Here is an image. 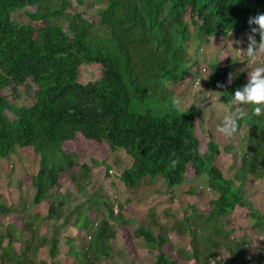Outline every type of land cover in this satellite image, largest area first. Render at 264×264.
<instances>
[{
  "label": "trees",
  "instance_id": "obj_1",
  "mask_svg": "<svg viewBox=\"0 0 264 264\" xmlns=\"http://www.w3.org/2000/svg\"><path fill=\"white\" fill-rule=\"evenodd\" d=\"M76 3L84 5L83 0ZM87 4L97 9L100 25L110 30L109 38L95 34L93 18L75 10L72 0H0V162L28 147L40 156L39 169L31 176L33 199L21 197L8 205L0 196V264H114L117 226L128 229L130 223L124 207L115 213L99 192H93L64 214L65 202L58 192L52 193L60 187L63 173L80 193L92 182L94 162L79 164L76 153L62 148L79 135L105 143L111 152L123 150L131 158L120 180L132 192L146 179L164 178L169 190L183 185L189 167L196 177L206 175L209 188L216 192L204 211L189 200L180 218L172 210L164 214L165 221L156 209L147 213L149 224L140 225L133 235L155 258L150 264H264V247L251 249L254 236L264 241V213L251 206L244 190L249 178L264 180V113L251 118L252 132L243 138L240 163L234 177L226 178L215 166L221 150L212 134L206 149H200L198 108L163 116L131 110L134 100L152 99L158 89L161 97L171 92L166 83L183 82L197 65L192 26L198 43L209 35L224 39L246 35L249 18L264 14V0H91ZM30 7L41 11L27 13L28 23L13 18L14 12ZM36 21L43 24L35 27ZM256 39L259 42L258 35ZM212 62L207 86L230 100L235 85H242L228 83L234 63ZM95 64L101 67V77L81 83L79 67ZM25 86L34 89V103L17 107V90ZM6 111L15 119L10 120ZM245 118L239 121L237 133L246 125ZM173 159L179 161L176 167L170 166ZM185 194L193 198L194 188H187ZM45 201H50L47 214L33 212ZM102 206L107 214L99 218ZM236 208L247 210L251 233L230 226ZM10 214L17 215L19 223L5 224L3 218ZM57 219L63 223L53 222ZM95 220L99 222L91 231ZM49 221L48 231L43 232ZM65 225L86 236L81 242L63 236ZM63 244L68 250L61 262ZM123 250L130 252L127 245ZM250 250L254 252L249 254Z\"/></svg>",
  "mask_w": 264,
  "mask_h": 264
},
{
  "label": "rangeland",
  "instance_id": "obj_2",
  "mask_svg": "<svg viewBox=\"0 0 264 264\" xmlns=\"http://www.w3.org/2000/svg\"><path fill=\"white\" fill-rule=\"evenodd\" d=\"M84 5H77L76 0H72L74 9L77 11L87 12V16L93 18L94 32L101 38H109L110 30L101 26L97 18V9L89 8L88 2L91 0H83ZM41 11V8L30 7L23 11L14 12L13 18L20 23H28L29 19L27 13L34 11ZM33 26L39 27L43 23L40 21L32 22ZM66 29V25L64 26ZM191 43L194 49L198 52L197 65L192 68L191 71L186 73V79L183 82L173 83L167 82L166 86L171 92H166L161 97V90L158 89L155 93V97L148 99L146 96L142 102L134 103L131 106L132 111L141 110L146 112L151 110L156 116H163L168 111L184 112L188 108H198L201 112V116L196 122V135L200 141V149L204 151L207 147V143L210 139V135L214 137L215 141L220 145L221 154L217 156L215 166L221 171L224 177L233 178L237 170V166L240 163V153L242 149L243 138L248 136L252 129L249 122L251 118H254L252 106H243L245 108V126L231 138H224L216 132V127L222 122L223 116L228 111V102L226 100V94L209 92H219L208 88L205 68L209 70L210 65H213L212 61H218L225 64L227 61H232L234 65L231 68L230 73L234 75L232 83L241 81L242 85H235L236 89L242 88L248 82V73L252 71L248 66L246 57L237 56L235 49L247 48V42H245V35L235 36L231 34L227 39L223 37H216L215 41H210L209 37L204 36L201 38V42L198 43L195 37V28L191 27ZM242 40V44H236L235 41ZM232 46H231V44ZM193 51L192 48L190 49ZM263 62V61H262ZM255 66V65H254ZM81 83H88L95 81L101 77V67L99 65H82L79 67ZM246 73L245 76L243 75ZM202 76L201 88L194 87V81L197 77ZM8 89L5 90V94L8 93ZM231 96L235 92L231 91ZM16 96L10 97V100L15 101L17 107L31 106L34 103V89L28 86L20 87L17 90ZM230 96V95H228ZM179 97L182 101V109L177 111L171 108V98ZM252 112V114H250ZM6 115L10 120L15 119V114L6 111ZM256 125L257 122H255ZM62 148L65 152H73L79 156V164H92L94 162V172L92 174L93 179L86 191L83 193L78 192L74 185L70 182L67 173H63L60 178V187L52 190L55 194L58 192L60 198L65 202V206L61 208V211L65 214L69 209H73L75 205L84 201L89 194L99 192L102 195L103 200L112 206L114 211L119 209V206L124 207V216L130 220L128 229L124 226L120 227L118 231L117 239L114 243L115 253L113 255L114 264H150L155 258L148 253L143 243L137 242L133 235L135 229L140 225H148L147 213L153 208L156 209L159 217L162 220L164 214L167 211L172 210V215L181 217L184 206L189 200L198 204L201 210H206V201L217 197L216 192L209 188L208 178L206 175L201 177L195 176L194 169L190 168L186 174V180L183 185L176 186L169 190L164 178L146 179L142 183V187L137 191L132 192L125 188L120 180L121 173L131 165V158L123 151L111 152L108 145L105 143H98L94 140H86L83 136L76 138L75 140L67 141L62 144ZM40 156L35 154L33 149L28 147L24 149H17L16 153L12 155L8 160L0 162V196L4 198L8 205L17 203L22 197L24 200L31 201L34 196V190L30 186L31 176L36 174L39 169ZM98 165V166H97ZM77 170V167L75 168ZM107 173V174H106ZM187 188H194V197L190 198L188 194H185ZM245 198L251 204L254 209L264 213V180H255L249 178L244 184ZM98 195V196H99ZM57 198V200H60ZM172 201V202H169ZM50 201H45L42 204L33 207V212H39L43 215L47 214L48 205ZM169 208V210H167ZM107 212L102 206L99 218L106 216ZM233 222L231 225L237 230H244V232L251 233L252 221L247 216V210L242 208H236L231 216ZM5 224H13L18 222V216L10 214L3 218ZM98 220V219H97ZM95 220L93 226L90 228L92 231L96 227L95 223L99 222ZM173 220L169 216V221ZM56 224L60 225L63 222L61 220H53ZM49 222L44 225L43 232H47L49 228ZM18 225V224H17ZM62 230L63 236H68L73 239L77 238L79 241L86 236L85 232L79 231L76 227L71 225H65ZM117 229V228H116ZM122 231V232H121ZM237 234H241L238 232ZM88 235V234H87ZM173 240L177 239V236L173 235ZM80 241V242H81ZM186 241V240H185ZM254 245L252 250H260L264 247V241L258 240L254 236ZM79 242V243H80ZM183 244L186 245L184 242ZM17 244L16 246H18ZM76 246L77 244H73ZM80 245V244H79ZM124 245H127L130 252L123 250ZM68 250L66 245L61 246V262L65 261V253ZM167 252L168 249L165 247ZM250 250L249 254L252 251ZM252 251V252H251ZM42 256L45 257V250L42 252ZM130 253V254H129ZM67 261H65L66 264Z\"/></svg>",
  "mask_w": 264,
  "mask_h": 264
},
{
  "label": "clouds",
  "instance_id": "obj_3",
  "mask_svg": "<svg viewBox=\"0 0 264 264\" xmlns=\"http://www.w3.org/2000/svg\"><path fill=\"white\" fill-rule=\"evenodd\" d=\"M248 24L250 33L246 34L245 36L247 37L244 39L245 42H247V48H239L235 49V51L237 56L247 58L248 66L252 71L248 73L247 84L235 91L232 99L228 102L227 113L223 116L222 122L216 127V132L224 138H231L237 133L239 121L243 119L246 114L243 106H252L255 116H260L264 113V62H262L264 61V14H257L254 17H250ZM257 35L259 36V42L256 39ZM215 39V36L209 35L210 41H215ZM235 43L242 44L243 41L237 40ZM205 72L208 76L210 71L205 68ZM245 75L246 73H244L243 76ZM200 78L203 77L200 75L196 78L194 87L201 88ZM233 79L234 75L229 73L228 83L231 84ZM224 86L223 84L217 85L218 88H223ZM209 93L219 95L221 92ZM171 108L177 111L182 109V101L179 97L171 98ZM172 155L175 156V153ZM178 163V159H173L170 161V166L176 167ZM114 212L117 213V209Z\"/></svg>",
  "mask_w": 264,
  "mask_h": 264
},
{
  "label": "crops",
  "instance_id": "obj_4",
  "mask_svg": "<svg viewBox=\"0 0 264 264\" xmlns=\"http://www.w3.org/2000/svg\"><path fill=\"white\" fill-rule=\"evenodd\" d=\"M80 136H82V135L77 136V138H79Z\"/></svg>",
  "mask_w": 264,
  "mask_h": 264
}]
</instances>
